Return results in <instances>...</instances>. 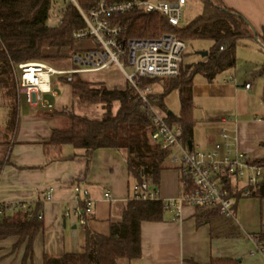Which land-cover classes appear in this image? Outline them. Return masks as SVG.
Wrapping results in <instances>:
<instances>
[{"label":"crops","instance_id":"crops-1","mask_svg":"<svg viewBox=\"0 0 264 264\" xmlns=\"http://www.w3.org/2000/svg\"><path fill=\"white\" fill-rule=\"evenodd\" d=\"M186 1L187 7L191 0ZM216 1L243 15L258 34L264 33V0ZM210 47L204 50L209 51ZM203 58L195 57L191 62ZM262 64L252 67L254 76L264 75V72L255 73ZM218 76L208 84L197 85L194 82V105L198 100L212 102L214 106L209 110L220 112L210 114L208 126L198 141L196 110L193 108V136L189 141L209 150L222 140L221 130L226 128L232 136L233 149L246 153L252 159H262L264 84L261 92H254L252 84L250 88L245 87L249 83L247 81L235 84L224 78L217 79ZM57 85L61 83L57 81L54 86L57 96L47 95L55 109L73 100L71 93L65 104L56 103L55 98L59 96ZM154 88L163 93V84H154ZM173 92H176V101L171 103ZM173 92L162 99L165 105L162 110L169 111V118L179 116L181 109V89ZM24 104L26 111L18 116L11 144H8L10 113L5 128L2 127L5 131H0V164L8 156L0 176V203H26L31 210L39 207L38 213H43V218L39 219L42 226L28 255V238L20 244L16 235L1 238L0 264H44L47 254L61 256L83 251L87 229L107 236L111 233L112 223L123 220L133 199V188L138 183L130 175L124 149L98 148L87 153L72 144H63L58 150L51 148L49 141L53 129L65 128L60 121L61 115H52L51 110ZM170 122L180 126L171 118ZM166 163L167 167L161 171L156 185L162 200L176 199L183 192L179 165L171 161L170 153ZM75 184L85 187L95 201L86 227L78 225L75 218L65 216V212L75 205ZM51 186L53 197L45 200V193ZM229 189L234 198L232 217L222 215L216 208L192 205H185L180 215L165 209L161 220L141 222L140 256L120 258L117 264H264V254L252 253L254 245L247 237L249 233L259 236L264 233V198L245 195L240 186ZM106 193L111 196L106 197Z\"/></svg>","mask_w":264,"mask_h":264},{"label":"trees","instance_id":"trees-1","mask_svg":"<svg viewBox=\"0 0 264 264\" xmlns=\"http://www.w3.org/2000/svg\"><path fill=\"white\" fill-rule=\"evenodd\" d=\"M82 9L88 11L96 7L100 0H77ZM116 3L130 0H106ZM174 1V0H168ZM202 4L201 13L185 27H174L159 14L147 13L134 8L125 13L113 14L110 20L121 28L120 39L156 38L165 32L174 33L188 44L197 40H212L209 53L201 61L186 66L185 79L179 84L175 78H142L143 85L161 83L163 93L155 91L159 98L157 106L164 109L162 99L167 94L181 89L180 115L170 117L177 122L185 139L193 136L192 112L193 86L196 74L204 75L209 81L227 70L236 67L237 47L260 40L264 43V33L258 34L254 27L239 12L220 4L216 0H197ZM65 6L59 11L62 21L52 25L50 20L55 0H0V75H7L12 90L15 83L11 77L12 63L53 60L46 55L48 47L62 48L74 44V32L86 28V22L77 6L71 0H64ZM261 45V44H260ZM262 46V45H261ZM264 52V46L261 47ZM192 68L190 73H186ZM264 72V63L255 73ZM72 96L82 102H101L106 111L99 119H91L77 113L68 114L67 127L53 129L50 137L51 148L58 150L63 144H72L76 148L92 152L98 148L124 149L131 177L140 182L145 179L157 184L161 171L167 167L168 152L152 138V124L148 111L141 105L135 90L129 85L124 89L108 88L105 85L95 87L84 80L80 74H74L68 81ZM3 82V81H2ZM0 84L1 81H0ZM12 94V91L10 92ZM14 94V92H13ZM264 100V88H263ZM118 101L117 111H112ZM66 111L51 114L62 115ZM16 107L11 110L9 126L15 124ZM169 118V122H170ZM171 123V122H170ZM264 163L262 159L255 162ZM252 196L264 198V181L252 191ZM39 209V207H38ZM38 209H19L14 214H0V239L11 235L19 237L18 244L28 238V252L32 242L41 229ZM162 200H136L129 202L123 220L112 223L110 235H102L90 229L86 230L83 251L65 253L61 256L45 255L44 264H117L120 258H136L141 254L140 227L144 220H161L164 212ZM264 246V233L259 236ZM17 244V245H18Z\"/></svg>","mask_w":264,"mask_h":264},{"label":"built area","instance_id":"built-area-1","mask_svg":"<svg viewBox=\"0 0 264 264\" xmlns=\"http://www.w3.org/2000/svg\"><path fill=\"white\" fill-rule=\"evenodd\" d=\"M86 22V28L74 32L76 40L92 38L96 46L72 54L79 65L70 69H60L45 61H27L12 65L14 81L19 102L24 100L31 107L48 110L55 109L47 95L57 96L54 77L64 76L68 81L73 75L83 72H95L116 64L125 74L129 87L137 93L141 105L148 111L152 124V138L170 153L173 163L179 165L183 192L176 199L162 200L158 185L142 179L134 186L133 199L162 200L164 208L180 215L185 205L216 208L226 217L234 215V198L231 186H240L245 195H251L254 188L264 181V163L255 162L246 153L232 147V136L226 128L221 130L222 140L209 150L189 144L183 137L182 128L169 122V111L160 109L151 84L143 85L142 78H177L181 76L185 62L187 42L174 33L165 32L156 38L120 39V25L113 23V14L125 13L139 8L147 13L159 14L174 27H185L190 21L184 18L186 0H130L108 3L100 0L91 10L81 8L77 0H71ZM55 5V4H54ZM53 11H55V6ZM62 21V14L58 19ZM264 46V43L261 42ZM133 68L130 72L126 67ZM246 83L245 87L250 88ZM23 99V100H22ZM8 156L0 164V176ZM241 184V185H239ZM75 205L65 212L66 217L75 218L78 225L86 227L93 213L95 201L89 191L75 184ZM53 187L45 193V200L53 197ZM106 193V197H110ZM19 209L30 208L26 203H0V214L11 213ZM43 218V213H38ZM248 239L254 245V252L264 254V246L259 235L249 233Z\"/></svg>","mask_w":264,"mask_h":264},{"label":"rangeland","instance_id":"rangeland-1","mask_svg":"<svg viewBox=\"0 0 264 264\" xmlns=\"http://www.w3.org/2000/svg\"><path fill=\"white\" fill-rule=\"evenodd\" d=\"M55 2H56L55 11L52 12L53 13L52 18L49 22L52 25L58 23L59 21L58 19L60 17L59 11L63 8V6H65L64 0H55ZM201 8H202L201 3H199V1L198 2H196L195 0L189 1L187 7L184 9V18H188L189 20H194L201 13ZM74 41L75 42L72 46L71 45L64 46L62 48L48 47L46 50V55L51 56L54 59L53 60L48 59L45 62H48L51 65L55 66L56 68H60V69H70L71 67L79 66L72 59V54L77 51H79L80 54H84L85 50H88L92 47L94 48L96 46V42L92 38H86V39L74 40ZM212 44H213L212 40H208V39L197 40L192 44L189 43L184 54L185 56L184 63L186 64V66L196 63L191 61L195 57L201 56L196 53L197 51L209 48ZM39 61H43V60H39ZM262 63H264V52L261 50V47L258 43L256 42L251 43L247 46L239 45L237 47L236 67L220 74L217 79L221 80L224 78L225 80H229L230 82L235 84L240 82H242L241 84H243L244 81H247L253 85L252 90L254 92L256 91L261 92L262 86L264 84V75L254 76L251 70L252 67L256 65L257 66L261 65ZM126 68L130 72L133 71V68L130 67L129 65H127ZM191 71L192 68L188 69L186 73H190ZM184 73L185 70L182 71L181 76L175 78L176 82H178L179 84L187 76V74L184 75ZM6 77L7 75H0V81L2 83L0 84V131L2 130L5 131L4 128L8 120L7 115L8 113L11 114L10 111L12 110V108L16 107L17 109L16 121L14 126H12L9 129V135H8L9 136L8 144L9 143L11 144L13 134L15 132V129L17 128V123L19 121L18 116L20 114H23L24 113L23 111H26V105L24 104L23 99L22 102H19L16 86L13 88L14 90H12L10 81L6 83L4 80L6 79ZM11 77L14 81L13 71L11 73ZM80 77L84 80L92 82L95 87H100V85H105L106 87L111 89L112 88L124 89L128 85L124 72L116 64H112L109 68L104 70L80 73ZM57 81H59L61 85L60 86L57 85L58 86L57 88L59 90V96L58 98L57 97L55 98V102L58 104L59 103L65 104L66 102L69 101L71 96L70 86L63 81L62 77H54V82L56 83ZM208 81L209 80L202 74H196L194 77V82L197 85L208 84L209 83ZM151 85L153 86L155 93L156 90L154 88V85L153 84ZM11 91L12 94L10 93ZM170 97L172 98L171 103H174L176 101L175 100L176 92H173ZM196 102L197 103H195L194 105V110H196V118H197V126L195 127V131H196V140L199 141L201 136L204 135L203 132L204 129L208 126L206 123L208 122L207 120L211 117L210 114L217 113L220 111L209 110L214 106L212 102L203 101V100H198ZM118 107H119L118 101L114 102L112 111H117ZM55 111H66L64 114L61 115L60 121L62 127H67L70 123L68 114L77 113L83 116H87L91 119H99L103 116L104 112L106 111V108H105V104L101 102H82L78 98L73 97V100L71 102H68L66 106H63L59 109H55ZM221 112H223V110ZM227 114L230 113L227 112ZM14 143H16V140H14ZM9 151L10 150L8 149V153Z\"/></svg>","mask_w":264,"mask_h":264},{"label":"water","instance_id":"water-1","mask_svg":"<svg viewBox=\"0 0 264 264\" xmlns=\"http://www.w3.org/2000/svg\"><path fill=\"white\" fill-rule=\"evenodd\" d=\"M259 41V43L261 44V41L260 40H258ZM197 53L198 54H200L202 57H206L207 55H208V53H209V51L208 50H200V51H197ZM191 141H189V144L191 145Z\"/></svg>","mask_w":264,"mask_h":264}]
</instances>
